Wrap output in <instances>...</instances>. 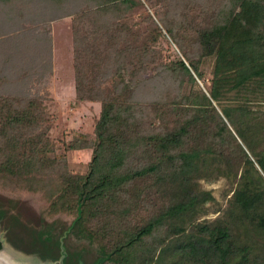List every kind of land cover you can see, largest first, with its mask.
<instances>
[{"label": "trees", "instance_id": "trees-1", "mask_svg": "<svg viewBox=\"0 0 264 264\" xmlns=\"http://www.w3.org/2000/svg\"><path fill=\"white\" fill-rule=\"evenodd\" d=\"M63 18L74 101L99 105L90 131L57 128L40 93ZM230 92L264 94V0H0V223L14 241L33 216L24 245L53 257L66 233L64 264H261L252 200H235L239 234L198 220L213 160L236 181L242 164L264 171V110L219 111ZM84 149L74 172L68 152Z\"/></svg>", "mask_w": 264, "mask_h": 264}, {"label": "rangeland", "instance_id": "rangeland-1", "mask_svg": "<svg viewBox=\"0 0 264 264\" xmlns=\"http://www.w3.org/2000/svg\"><path fill=\"white\" fill-rule=\"evenodd\" d=\"M51 29L54 44L52 67L51 72L45 76L39 87L40 93L47 97L50 110L56 113L55 124L57 128L65 129L66 131L71 129L90 131L93 126V116L99 111V105L97 103L74 101L70 19L63 18L53 21ZM208 67L210 70L212 65L210 64ZM242 105L249 106L253 110H264V94L259 92H230L217 103V108L221 111V108ZM90 157L91 152L87 149L68 152L70 169L74 172H84ZM208 168L204 171V176L198 181L197 186L201 191H209L214 200L206 202L204 207L207 213L200 216L198 220L205 223L213 222L216 219L225 220L231 223L232 233L239 234L241 231L239 232L234 222L241 218L236 216L235 200L244 198L243 200L246 202L248 200V203L252 200L249 203L250 208L245 211L247 216L242 215V217L254 226H258L262 239L257 238L259 242L256 246L255 254L260 259L261 264H264V212L262 211V203H258L261 200H256L259 193L264 192V171L261 169L262 167L256 160L242 164L237 171L236 177H241L243 180L238 181L234 180L233 176L227 178L224 174L225 170L227 171V165H225L224 161L219 162L215 159ZM246 182H250L248 191L243 192L241 196L240 186ZM262 195L264 196L263 193ZM17 200L34 208L40 206V198L36 195L20 194ZM21 213L18 216L19 221H17V227L14 232V242L23 248L30 249L24 245L27 239L23 234H25V231L28 232L25 227L26 223L34 217L24 213L23 210ZM245 226L247 227L244 223V228H246ZM0 229L7 232L2 223H0Z\"/></svg>", "mask_w": 264, "mask_h": 264}, {"label": "water", "instance_id": "water-1", "mask_svg": "<svg viewBox=\"0 0 264 264\" xmlns=\"http://www.w3.org/2000/svg\"><path fill=\"white\" fill-rule=\"evenodd\" d=\"M67 231H70V228ZM66 235L64 233L60 238L59 256L53 257L38 249H26L19 246L8 236L6 231L0 229V264H64L63 259L67 253L63 246V238ZM77 264L86 263L79 260Z\"/></svg>", "mask_w": 264, "mask_h": 264}]
</instances>
